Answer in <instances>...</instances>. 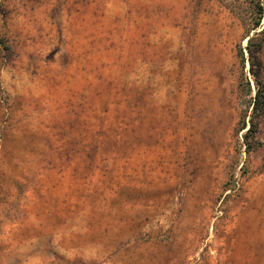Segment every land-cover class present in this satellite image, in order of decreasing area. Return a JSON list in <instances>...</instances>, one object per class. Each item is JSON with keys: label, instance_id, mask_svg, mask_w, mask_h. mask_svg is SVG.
<instances>
[{"label": "rangeland", "instance_id": "obj_1", "mask_svg": "<svg viewBox=\"0 0 264 264\" xmlns=\"http://www.w3.org/2000/svg\"><path fill=\"white\" fill-rule=\"evenodd\" d=\"M257 80L264 0H0V264H264Z\"/></svg>", "mask_w": 264, "mask_h": 264}, {"label": "trees", "instance_id": "obj_2", "mask_svg": "<svg viewBox=\"0 0 264 264\" xmlns=\"http://www.w3.org/2000/svg\"><path fill=\"white\" fill-rule=\"evenodd\" d=\"M263 13V8L260 7L259 8V12L257 13V15H255V25L258 26L260 24V22L258 20H260L261 14ZM255 26V27H256ZM251 41V38L250 40ZM256 94H255V98H254V105H253V110L251 113V120H250V126L247 128L246 130V134L244 135V139L246 144L248 145L247 149L250 150L251 149V142L250 141H254L256 139V132H255V128H256V120L258 118H260V116L264 115V85L259 82L258 80L256 81Z\"/></svg>", "mask_w": 264, "mask_h": 264}]
</instances>
